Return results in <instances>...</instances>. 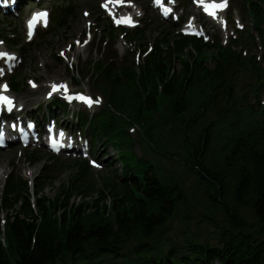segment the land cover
Instances as JSON below:
<instances>
[{
	"label": "trees",
	"instance_id": "obj_1",
	"mask_svg": "<svg viewBox=\"0 0 264 264\" xmlns=\"http://www.w3.org/2000/svg\"><path fill=\"white\" fill-rule=\"evenodd\" d=\"M235 6L250 27L224 44L169 27L148 46L141 42L147 25L118 34L108 23L98 58L80 74L104 106L74 118L92 155L96 145L117 155L106 156L101 188L88 162L74 160L70 187L60 185L52 199L45 190L54 179L45 169L31 182L8 176L0 188V264H264V0ZM77 13L61 3L39 39L66 32ZM1 33L30 57L35 40ZM119 35L137 43L141 64L114 66ZM8 81L14 93L22 91L20 73ZM53 107L65 109L54 99L49 117ZM132 126L136 139L127 133ZM134 144L148 154L136 156ZM199 192L206 206L197 214L215 237L173 242V222H188Z\"/></svg>",
	"mask_w": 264,
	"mask_h": 264
},
{
	"label": "rangeland",
	"instance_id": "obj_2",
	"mask_svg": "<svg viewBox=\"0 0 264 264\" xmlns=\"http://www.w3.org/2000/svg\"><path fill=\"white\" fill-rule=\"evenodd\" d=\"M99 1L22 0V3L18 5V8L13 14L0 13V23H2L0 25V30L2 31L1 38L16 39L14 36L16 34L23 38L24 42H31L34 39L36 43V45L32 46V51L28 58L18 48H12L6 42H0V47L8 50L10 55L16 57V64L6 71L5 74L0 73V78L8 81L10 75L18 72L23 81L22 91L20 93L12 92L18 107L21 108L20 113H16L17 116L21 115L28 119L35 116L38 118V121H41L42 114L46 113L47 109H49L46 101L52 98V95L56 94V92H52L51 85L53 83H58V85L65 84L69 90L68 93H80L85 97H91L93 101L99 100L98 104L93 103L94 106L88 110H85V107L79 106L78 104L69 107L65 106L64 110L59 107H53L52 114L57 115L60 118L59 120L67 125L69 129L80 131V128L77 127L76 120L72 118V115L75 116L77 111L85 110L88 113L96 114L103 108L105 102L103 95L100 92L92 91L89 87L90 82L82 80L80 75L90 60L96 57L98 58L99 47H103L100 43L101 34L102 32L110 30L108 28L109 22L113 25L112 20L108 18V14L102 10ZM133 1L135 5L133 13L136 14V18L138 19V28L145 27V25L149 27L141 41L142 44L151 45L153 40L158 36V33L170 29L169 27H171L173 34L181 33L183 25L193 20V18L199 21V26L209 35L210 40L220 38L223 43L230 35L234 37V31L237 27L239 31L250 27L249 20L242 19L239 11L235 8V0H227L226 9L218 13L215 19L205 18L203 16L198 6V0H177L179 7L176 9V13L182 15V20L179 24L175 22L174 17H171V20L164 21L159 13L156 12L155 8L152 7V0ZM215 1L224 2V0ZM66 2L78 10L75 19L68 25L66 32H61L58 37L47 34L46 38L42 37V39H39L40 33H48V30L43 28L36 32V39L33 37L29 40L25 37L24 18L30 10L35 8L48 9L50 12L49 26H51L58 6ZM36 4H41V6ZM137 12L140 15H137ZM229 12H231V17L227 20L226 17L229 15ZM85 13H88V15L86 16ZM234 21L237 25L236 27L234 26ZM215 22H220L222 26H218ZM117 32L120 34L121 31L118 30ZM126 39L128 41L125 43L122 36H117L115 49L119 58L112 61L116 68L125 66L126 64H132L133 66L138 63L141 64L139 57L136 55V50L139 46L137 43L131 41L130 36H127ZM61 53H64V55L62 56ZM2 60L4 59L0 60V70L3 69ZM207 65L209 68L213 67L211 61ZM179 68V65H177V69ZM73 81L78 82L79 86H74ZM58 93L63 94L64 92L61 90ZM56 98L60 99L58 97ZM49 113L47 112L45 114V123H47ZM136 131V127L132 126L128 128L127 133L132 139H136ZM81 138L83 137L81 136ZM81 147L85 150V153L80 156L74 153L52 155L42 145H33L25 149L16 145L0 150V165H4V174L0 175V188L10 175L20 176L25 180L31 181L36 175H41L42 170L45 169L47 174L54 179L53 184L49 185L45 190L46 197L52 199L60 185L70 187V180L75 172L73 161L81 159L88 162V159L85 158L87 152L89 158L99 164L98 168L93 167L90 178L92 183L94 182L98 188H101L99 176L108 170L106 156L115 154L116 150L113 147H109L106 150V148L96 145L94 155H92V146L89 145L88 139L86 141L82 140ZM105 151H107V154H105ZM31 152H33L32 155H30ZM143 152L148 154L147 150H143L138 144H134L133 153L136 156H141L144 154ZM49 155L54 156L53 161L48 158ZM118 168L119 164H116L115 169L118 170ZM186 181L190 187H193V178H187ZM194 199L195 202L190 211L191 218L188 219V222L186 224H180V219H176L173 222V227L169 233L173 242H179L184 237L189 236L208 240H212L215 237L216 230L212 224L197 214V211L205 212L201 208L202 205H205L203 204L204 199L202 193H197ZM0 219H2V215H0Z\"/></svg>",
	"mask_w": 264,
	"mask_h": 264
},
{
	"label": "snow or ice",
	"instance_id": "obj_3",
	"mask_svg": "<svg viewBox=\"0 0 264 264\" xmlns=\"http://www.w3.org/2000/svg\"><path fill=\"white\" fill-rule=\"evenodd\" d=\"M6 2V0H5ZM157 6H160V0H155ZM200 6L203 7V10L205 11V13L212 17L213 19L216 18L217 13L219 11H223L226 7H227V0H224V2L222 3H212V4H206L204 3V0H198ZM109 4H112L113 7L115 6H122L123 4V0H107L106 3L102 4L101 6L108 12L109 16H113L114 17V13L112 10L109 9ZM163 14L167 17L169 15L170 9L164 8L163 10ZM85 15L87 16L88 13H85ZM137 15H140L139 12H137ZM47 18H48V13L47 12H40L37 13L35 15H33V17L31 18V20L28 23V38L31 39L32 35H33V28L34 25L36 24L37 21H42L44 23L45 26H47ZM114 23L116 25H126L128 27H135V23L133 22V19L131 16H122L119 19H116L114 17ZM79 43V42H78ZM5 53H0V56H5ZM61 55L63 56L64 53H61ZM8 59L11 60H15L16 57L11 56V57H7ZM33 87H35V85H33ZM52 92H59L61 90H63L65 93H67V86L66 85H56L53 84L52 86ZM8 88L7 85H4L2 87H0V106H4L7 108L8 111H11L13 108V101L7 97L6 95H4V92H7ZM51 95V93H50ZM69 99H77L81 102H83L84 104L88 105L89 107H91L93 105V103H99V100H95L93 101L92 99L85 97L83 95H79L76 97H66Z\"/></svg>",
	"mask_w": 264,
	"mask_h": 264
},
{
	"label": "bare ground",
	"instance_id": "obj_4",
	"mask_svg": "<svg viewBox=\"0 0 264 264\" xmlns=\"http://www.w3.org/2000/svg\"><path fill=\"white\" fill-rule=\"evenodd\" d=\"M124 3V2H123ZM123 46V45H122ZM5 52V50L3 49V47H0V53H4ZM10 55H5L4 57L6 58V57H9ZM13 62H15V60H11L10 59V64H12ZM50 84H52V83H50ZM53 84H56V85H58V83H53ZM52 84V85H53ZM51 85V86H52ZM2 174H4V165H0V175H2Z\"/></svg>",
	"mask_w": 264,
	"mask_h": 264
}]
</instances>
